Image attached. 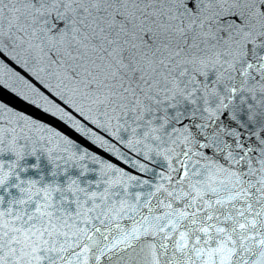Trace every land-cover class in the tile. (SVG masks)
<instances>
[{"label": "snow or ice", "instance_id": "snow-or-ice-1", "mask_svg": "<svg viewBox=\"0 0 264 264\" xmlns=\"http://www.w3.org/2000/svg\"><path fill=\"white\" fill-rule=\"evenodd\" d=\"M0 89L111 157L0 100V264H264V0H0Z\"/></svg>", "mask_w": 264, "mask_h": 264}, {"label": "water", "instance_id": "water-1", "mask_svg": "<svg viewBox=\"0 0 264 264\" xmlns=\"http://www.w3.org/2000/svg\"><path fill=\"white\" fill-rule=\"evenodd\" d=\"M12 66H14L17 71H21V73L23 74V71L19 68V66L15 65L14 62ZM0 100H3L6 103H8L9 106H11L13 109L20 111L26 115H29L30 117L51 126L56 131L61 132L63 135L68 136L70 139L74 140L77 144H79L81 148H89L91 152L98 153L99 155H101L102 157L106 159H111V157H109L107 153H104L103 150L96 148V146L94 145L90 146L89 141H87L85 138L80 136L73 129H71L70 127H68L61 121H59L58 119H54L50 115H46L42 110L37 109L36 107L27 104L26 102L16 98L13 94H10L4 91L3 89H0ZM36 147L39 148L40 145L37 144ZM52 147L54 148L55 144H53ZM39 162L41 164L43 174H44V181L42 182V184L51 182L53 178L50 175H48V173L50 172L52 166L48 164L46 158L43 155L41 156V160ZM27 163L34 164L36 163V160L34 158H29L27 160ZM69 167H71V165H69ZM159 167L161 168L165 167L163 162L160 163ZM71 174L78 175V172L72 171ZM22 175L25 178L30 177V178L39 180L41 173L37 171H29L28 173H23ZM64 179H65L64 177H60L61 182H63ZM85 179L95 180L97 179V176L91 175L89 177H85ZM84 186H87L86 182ZM91 190H95V185H93V188ZM0 195H4L7 199H11L13 196L19 197L21 194L17 190L12 189L11 195H9L8 192L0 188Z\"/></svg>", "mask_w": 264, "mask_h": 264}]
</instances>
